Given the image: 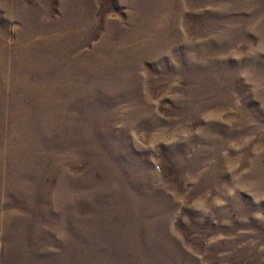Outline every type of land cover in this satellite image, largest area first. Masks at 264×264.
<instances>
[{"label": "rangeland", "instance_id": "obj_1", "mask_svg": "<svg viewBox=\"0 0 264 264\" xmlns=\"http://www.w3.org/2000/svg\"><path fill=\"white\" fill-rule=\"evenodd\" d=\"M0 264H264V0H0Z\"/></svg>", "mask_w": 264, "mask_h": 264}]
</instances>
